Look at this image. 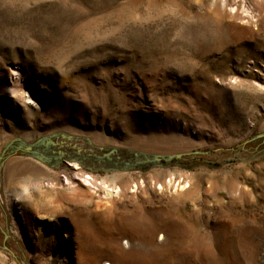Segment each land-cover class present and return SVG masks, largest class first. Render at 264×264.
<instances>
[{
	"label": "rangeland",
	"instance_id": "374dc122",
	"mask_svg": "<svg viewBox=\"0 0 264 264\" xmlns=\"http://www.w3.org/2000/svg\"><path fill=\"white\" fill-rule=\"evenodd\" d=\"M0 264H264V0H0Z\"/></svg>",
	"mask_w": 264,
	"mask_h": 264
},
{
	"label": "bare ground",
	"instance_id": "6f19581e",
	"mask_svg": "<svg viewBox=\"0 0 264 264\" xmlns=\"http://www.w3.org/2000/svg\"><path fill=\"white\" fill-rule=\"evenodd\" d=\"M9 169L11 171H13L14 175L17 172H20L23 170H26V172L28 174H38L39 173L38 171L40 170V168L36 164H34L33 162H27V164H25L24 166L18 167L15 160L9 162ZM85 178L88 180L89 176L86 175ZM40 192H38L37 195H35V197L33 198V202L31 204V209H32V211H34L36 213H41L42 215H44V217H46L47 212H42V211L56 210V207L58 206L60 199L56 195L49 194V193L48 194H41ZM22 193H25V191H23ZM21 196L23 197L25 195L23 194ZM21 196H18L17 200H20L22 198ZM21 212L24 213L23 211H21ZM47 217H48V215H47Z\"/></svg>",
	"mask_w": 264,
	"mask_h": 264
},
{
	"label": "flooded vegetation",
	"instance_id": "af4514ba",
	"mask_svg": "<svg viewBox=\"0 0 264 264\" xmlns=\"http://www.w3.org/2000/svg\"><path fill=\"white\" fill-rule=\"evenodd\" d=\"M61 147H62L61 143L58 142L55 143L42 142L31 145L30 151L28 152L30 154H34L42 158V160L45 163L55 166L56 164L65 161V159H67L68 155L70 154V151H68L67 149H62ZM72 159H77L81 164H85L83 160H88L89 163V155H82L79 153L78 155L74 156Z\"/></svg>",
	"mask_w": 264,
	"mask_h": 264
},
{
	"label": "trees",
	"instance_id": "16d2710c",
	"mask_svg": "<svg viewBox=\"0 0 264 264\" xmlns=\"http://www.w3.org/2000/svg\"><path fill=\"white\" fill-rule=\"evenodd\" d=\"M136 155L141 156V160H139L136 168L139 169H145L146 167H151L154 165H168V164H174V163H184L183 161V155H178V156H169V157H160V158H154L151 157L149 155H145V154H141V153H135ZM116 155V154H115ZM186 156H190L189 154H186ZM108 158V159H105ZM104 159L105 160H101L102 162H109L110 164H118V163H122V164H127V162H129L131 159H133L131 156L128 155H116L115 158H109L108 156H106ZM130 159V160H129ZM126 166V165H124ZM122 167L123 169H128V168H132V167Z\"/></svg>",
	"mask_w": 264,
	"mask_h": 264
},
{
	"label": "water",
	"instance_id": "95a60500",
	"mask_svg": "<svg viewBox=\"0 0 264 264\" xmlns=\"http://www.w3.org/2000/svg\"><path fill=\"white\" fill-rule=\"evenodd\" d=\"M42 142H45V143H51V142H47V140H46V138H44V139H42V140H38V141H36V142H34V143H31V144H26V145H24V146H20V148H23L25 151H30V147H31V145H34V144H36V143H42ZM32 155H34V154H32ZM35 157H37L38 159H40V160H42V158H40V157H38V156H36V155H34ZM158 158V157H157ZM43 161V160H42Z\"/></svg>",
	"mask_w": 264,
	"mask_h": 264
}]
</instances>
